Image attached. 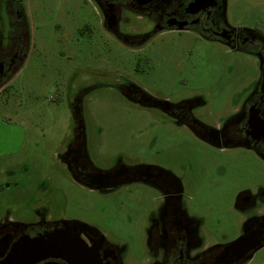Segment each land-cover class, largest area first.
<instances>
[{"label": "rangeland", "instance_id": "1", "mask_svg": "<svg viewBox=\"0 0 264 264\" xmlns=\"http://www.w3.org/2000/svg\"><path fill=\"white\" fill-rule=\"evenodd\" d=\"M18 2L24 4L29 45L0 94V218L8 209L22 218L32 209L27 202L48 200L54 214L96 224L109 240L125 245V264H138L146 255L143 226L154 216L159 195L141 185L109 195L91 192L57 157L73 129L74 97L83 107L96 167L120 161L164 169L184 183L200 238L201 217L209 244L240 237L245 215L236 202L262 191L264 160L253 150L198 139L159 110L128 100L122 88L136 86L171 104L194 100L190 109L216 129L234 120L237 99L259 76L260 57L192 32L163 31L144 41L137 35L150 23L134 14L120 26L124 41L106 29L95 0ZM226 17L232 27L263 31L264 0H227ZM247 264H264V248Z\"/></svg>", "mask_w": 264, "mask_h": 264}, {"label": "flooded vegetation", "instance_id": "2", "mask_svg": "<svg viewBox=\"0 0 264 264\" xmlns=\"http://www.w3.org/2000/svg\"><path fill=\"white\" fill-rule=\"evenodd\" d=\"M103 11L106 29L126 41L120 26L130 14L149 21L139 38L149 40L163 31L192 32L199 39L225 45L235 52L260 57V71L237 99L234 120L218 128L205 126L189 105L194 100L182 99L176 104L157 101L146 96L136 86H124L128 100L143 107L159 110L180 128H187L198 139L214 146L241 147L253 150L264 160V30L232 27L226 17L227 0H215L200 11L190 10L194 0H151L141 5L135 0H95ZM114 15L117 26L109 30L106 18ZM0 94L23 63L28 50L27 21L24 4L18 0H0ZM122 84H135L124 82ZM151 100V102L149 101ZM74 125L63 141L57 157L62 167L77 184L100 195L114 194L132 185H141L158 194V205L151 221L143 227L146 234V255L138 264H221L220 257L230 242L209 244L205 241L201 217V238L195 219L185 204V186L178 178L157 167H126L119 161L100 169L92 161L89 140L83 129L81 101L69 98ZM247 197L248 199H244ZM48 200L27 202L32 209L22 218L8 209L0 218V264H125V245L108 239L96 224L83 223L76 218L54 214ZM245 215L244 229H257L264 222V188L257 195H240L236 202ZM29 207V208H30ZM260 217V218H257ZM243 226V225H242ZM58 238L64 251L52 256L40 253V241ZM249 261L244 262L247 264Z\"/></svg>", "mask_w": 264, "mask_h": 264}, {"label": "water", "instance_id": "3", "mask_svg": "<svg viewBox=\"0 0 264 264\" xmlns=\"http://www.w3.org/2000/svg\"><path fill=\"white\" fill-rule=\"evenodd\" d=\"M141 5H144L151 0H135ZM215 0H194L190 5V10L193 13L200 11L206 5H214ZM106 18V26L109 30H113L118 24L117 19L114 15ZM151 102V100H149ZM260 218V217H257ZM257 229L248 232V228L244 229V234L231 242L225 247L221 257V264H243L251 260L254 255L264 248V222L260 223L258 221ZM38 249L40 253H48L52 256H56L57 253L64 251L62 244L59 242L58 238H52L45 241H40Z\"/></svg>", "mask_w": 264, "mask_h": 264}, {"label": "crops", "instance_id": "4", "mask_svg": "<svg viewBox=\"0 0 264 264\" xmlns=\"http://www.w3.org/2000/svg\"><path fill=\"white\" fill-rule=\"evenodd\" d=\"M254 256H255V255H254ZM252 259H253V258H252ZM252 259H251V260H252ZM249 261H250V260H249Z\"/></svg>", "mask_w": 264, "mask_h": 264}]
</instances>
